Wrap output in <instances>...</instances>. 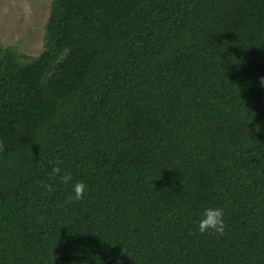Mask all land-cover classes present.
<instances>
[{"label": "trees", "instance_id": "1", "mask_svg": "<svg viewBox=\"0 0 264 264\" xmlns=\"http://www.w3.org/2000/svg\"><path fill=\"white\" fill-rule=\"evenodd\" d=\"M262 77L264 0H53L0 43V264H264Z\"/></svg>", "mask_w": 264, "mask_h": 264}, {"label": "rangeland", "instance_id": "2", "mask_svg": "<svg viewBox=\"0 0 264 264\" xmlns=\"http://www.w3.org/2000/svg\"><path fill=\"white\" fill-rule=\"evenodd\" d=\"M53 0H0V43L36 56L44 48Z\"/></svg>", "mask_w": 264, "mask_h": 264}, {"label": "clouds", "instance_id": "3", "mask_svg": "<svg viewBox=\"0 0 264 264\" xmlns=\"http://www.w3.org/2000/svg\"><path fill=\"white\" fill-rule=\"evenodd\" d=\"M261 87H264V77L260 80ZM259 130V128L257 129ZM62 161H58L56 166L51 169L50 175L55 178L59 177L60 181L65 184H72V195L67 197L69 202L73 200H83L85 197L86 185L82 181H76L72 183L73 177L69 171H63L60 167ZM49 188V185H45ZM198 230L201 234H207L209 232L223 236L226 230V223L224 220V210L216 207H206L203 210L202 216L197 222Z\"/></svg>", "mask_w": 264, "mask_h": 264}]
</instances>
